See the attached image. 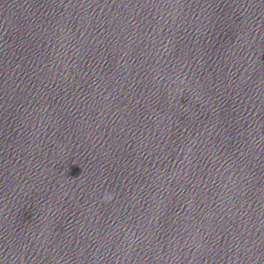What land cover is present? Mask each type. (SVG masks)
<instances>
[{
	"label": "clouds",
	"instance_id": "1",
	"mask_svg": "<svg viewBox=\"0 0 264 264\" xmlns=\"http://www.w3.org/2000/svg\"><path fill=\"white\" fill-rule=\"evenodd\" d=\"M103 199L105 200V202H109L112 199V195L107 194Z\"/></svg>",
	"mask_w": 264,
	"mask_h": 264
}]
</instances>
